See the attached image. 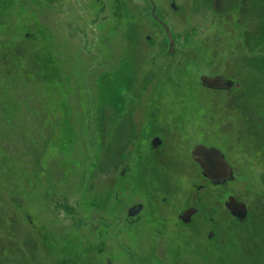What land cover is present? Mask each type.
Segmentation results:
<instances>
[{
	"label": "rangeland",
	"instance_id": "374dc122",
	"mask_svg": "<svg viewBox=\"0 0 264 264\" xmlns=\"http://www.w3.org/2000/svg\"><path fill=\"white\" fill-rule=\"evenodd\" d=\"M231 3L219 13L215 0H0V264H264V0ZM123 63L131 74L98 113V80ZM215 73L237 97L201 87ZM212 104L234 118L225 145L243 129L234 181L197 193L181 179L163 202L169 183L155 174L148 198L132 170L150 114L185 124L192 146L203 117L193 108ZM230 195L247 207L242 220L224 206Z\"/></svg>",
	"mask_w": 264,
	"mask_h": 264
},
{
	"label": "flooded vegetation",
	"instance_id": "af4514ba",
	"mask_svg": "<svg viewBox=\"0 0 264 264\" xmlns=\"http://www.w3.org/2000/svg\"><path fill=\"white\" fill-rule=\"evenodd\" d=\"M231 1H234V4H235V2H238V1L243 2L245 0H215V6L219 8L218 12L221 13L220 7H218L220 5H223L225 9L227 8L229 9L232 6ZM173 11H177V9ZM130 74L131 72H129V75ZM221 74L215 73L213 76H210V77L206 76V77L222 78L225 84V88L219 89V90L206 88L200 82V79H201L200 78L199 82H200L201 87L205 89L207 92L222 93L220 95H225V97H237L235 95V92H232L233 86L235 88H238L237 83L232 82V79L229 78L226 74L225 75H221ZM122 77L124 80H126L127 77L129 76L120 75L119 83ZM124 83L126 82L124 81ZM118 89H119L118 92L120 93L122 88H118ZM238 98H240V96ZM194 110H196L195 112H198V110L203 112V117H201V123L197 126V130L199 131V133L197 134H199V136L201 137V142L199 140H194V138L192 137L194 141V144L192 146H190L189 144L188 139L190 138L187 137L186 129L183 127L185 124L175 123L174 120H172L171 122H165L163 118L161 120L160 119L156 120L155 117L153 116V112L150 114L152 116L151 117L152 122H150L149 125L147 126V131H148L147 136H149V139H147L149 141L148 149L144 152L140 150L135 152V158L133 160L135 164H134V169L132 170V172L135 173L134 180H138V179L142 180L141 186L143 187L145 191V195L147 193L148 198L150 197V194L151 195L152 193L155 194L156 191L152 187L147 188L146 180L148 177H153L156 175L160 177L161 179H167L166 182L169 183L168 185L169 188L167 186L166 188L162 187V189L168 191V192L164 191L166 195L162 199L163 202H166L169 197L173 196V194L170 193V191L175 188L173 187L174 185H176L175 183L179 182V180L181 179L194 180L193 182H196V185H197V193H198V189L200 188V186H207L211 189H215V188L218 189V188L227 187L234 181L237 170L232 163L231 155L234 152V148H237V149L241 148L242 147L241 145L245 142L244 139H241V136L243 134V129L242 128L239 129V132L237 134V136H239V139L235 140V142L231 144L228 143L229 139L224 140L226 143L225 145L223 141L220 139V137L222 134H225V136L228 137L230 136V132L233 131L232 123H230L232 119H234L232 118V113L229 110L224 109L223 106L216 105V104H212V106H210L209 108H193V111ZM255 122L256 121H254V125H255ZM217 127L219 129V133L216 132ZM191 133L197 136L195 129H190L189 127L188 135H190ZM218 143H220V145H218ZM198 146H202L206 149L212 148L221 153L226 164L228 165V167L231 169V172H232L230 181L223 183V184H214L206 178V176L203 174V170L201 169V167L192 158V152ZM147 163H150V164H147ZM147 168L150 169L149 173H147L148 172ZM176 191L177 190H175V192ZM194 192L196 193V190ZM155 195H157V193ZM229 197H234V196L230 195L228 196V198ZM145 203L146 205L141 204V205L130 208L127 212L128 217L132 219L138 216L139 214H141V212L144 209V206L147 207V205H149L147 200L145 201ZM196 204L198 207L201 206L199 202H196ZM197 206H193L192 204L191 208H187L181 213L183 216L184 213L188 210L195 211V213L188 219L186 218L183 219V217L179 216L182 219L180 222L183 225L190 224L193 218L198 214L200 209L197 208ZM137 208H139L137 213L134 216H129L130 212L135 211V209Z\"/></svg>",
	"mask_w": 264,
	"mask_h": 264
},
{
	"label": "water",
	"instance_id": "95a60500",
	"mask_svg": "<svg viewBox=\"0 0 264 264\" xmlns=\"http://www.w3.org/2000/svg\"><path fill=\"white\" fill-rule=\"evenodd\" d=\"M171 9L176 10L174 4L170 5ZM152 18L155 20L164 30L166 33V36L169 40V46L172 47L173 40L171 38V34L169 32L168 27L161 22L156 16H155V7L152 8ZM200 82L202 85L206 88L210 89H223L225 88V84L220 77L215 78H208L206 76L201 77ZM192 158L195 162L198 163V165L203 170V174L206 176V178L214 183V184H223L231 180L232 172L231 169L226 164L223 156L221 153L215 149H206L202 146H198L195 148V150L192 152ZM225 208L229 211V213L236 219L242 220L247 215V209L244 203L238 202L234 197H229L227 199V202L224 204ZM139 208L135 209V211L130 212L129 216H134ZM195 213L194 210H188L184 213L183 219L190 218Z\"/></svg>",
	"mask_w": 264,
	"mask_h": 264
},
{
	"label": "trees",
	"instance_id": "16d2710c",
	"mask_svg": "<svg viewBox=\"0 0 264 264\" xmlns=\"http://www.w3.org/2000/svg\"><path fill=\"white\" fill-rule=\"evenodd\" d=\"M126 67H127V65L126 64H123L121 67H119V69H117L116 71L110 72V74H108L106 76H109L111 79L115 77L112 74H115V75H118V76H120V75L121 76H128L129 75V72L126 71L127 70ZM106 76H104V77H106ZM104 77H102L101 80L104 79ZM124 81L125 80L122 77V79L120 81V85H122L124 83ZM112 91H114V88L112 87V84H111L110 80L104 79V82L102 80L99 83V86H98V96H99V100H98L99 110H98V113H100L101 112L100 109L105 106L104 103L106 101V96H108V97L111 96L112 93H113Z\"/></svg>",
	"mask_w": 264,
	"mask_h": 264
},
{
	"label": "bare ground",
	"instance_id": "6f19581e",
	"mask_svg": "<svg viewBox=\"0 0 264 264\" xmlns=\"http://www.w3.org/2000/svg\"><path fill=\"white\" fill-rule=\"evenodd\" d=\"M108 74H110V72H106V73H102V76L100 77V79L98 80V86H99V83L103 80V82H104V79H108V80H110V82H111V84H112V87L114 88V91H112L113 93H112V95L111 96H106V101H105V108H107V107H110L111 106V104H112V102H113V100L114 99H116V94H118L119 92H118V87L120 88V83H119V79H120V76H118V75H115V74H112V75H114L115 77L114 78H110L109 76H106V75H108ZM104 76H106V77H104ZM129 76V75H128ZM102 77H104V79H102L101 80V78ZM101 80V81H100ZM98 86H97V88H98ZM242 88V87H241ZM115 97V98H114ZM115 101V100H114ZM113 107H112V110H118L119 109V107L118 106H116L115 105V103L112 105ZM98 107H99V104H98ZM118 107V108H117ZM261 126V125H260ZM262 128H264L263 126H261ZM239 127H235V129H234V132L236 133V134H238V132H239ZM191 135V137H193L194 138V140H198V137L195 135V134H193V133H191L190 134Z\"/></svg>",
	"mask_w": 264,
	"mask_h": 264
}]
</instances>
